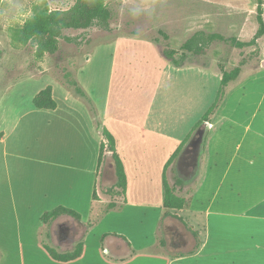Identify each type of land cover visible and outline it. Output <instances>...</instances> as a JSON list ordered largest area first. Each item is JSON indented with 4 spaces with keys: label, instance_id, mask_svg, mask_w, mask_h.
Instances as JSON below:
<instances>
[{
    "label": "rangeland",
    "instance_id": "374dc122",
    "mask_svg": "<svg viewBox=\"0 0 264 264\" xmlns=\"http://www.w3.org/2000/svg\"><path fill=\"white\" fill-rule=\"evenodd\" d=\"M103 1L112 13L109 29L65 30L64 35L74 41L61 38L55 54H46L38 59L35 45L21 46L15 41V32L33 15L35 8L68 10L76 0H0V131L15 127L18 115H24L20 126L21 143L28 149L24 148L23 151L25 159L16 162L13 185H17L19 178L27 181L30 184L27 196L34 202L38 195L33 185L35 181L40 180L47 192H53L56 189L49 185L51 181L60 173L64 175V172H70L55 162L56 154L53 153L63 141V134L57 132L56 119L46 113L30 112L35 93L48 86L53 88L52 82L55 80V88L63 91L60 96L56 94L57 98H76L92 117L85 102L62 84L67 79L75 78L95 104L98 116L105 113L103 107L107 101L109 122L105 127L118 142V153L129 179L126 197L130 206L126 209L125 217L119 221L115 218V225L127 227L139 221L151 223L153 220L156 208L164 197L165 165L184 140L187 142L181 154L166 169V178L170 185L177 180L183 183L178 187V191L183 190L182 195L195 191L198 181L191 182L192 178H186L183 167L178 165L179 159L197 136V131L205 130L199 158L202 161L213 160V148L219 140V114L232 93L240 85L255 80L259 83L256 94L264 89V36L255 45L244 48L231 42L232 39L249 42L257 33L255 0ZM199 31L218 33L226 41L214 42L201 55L184 53L181 46ZM171 49L177 50L176 59H183L181 66H175L164 57L163 51ZM238 66L242 67L241 74L223 89L222 106L220 104L221 107L214 111L210 123L197 128L198 122L217 98L223 71H231ZM151 126L154 130L158 129V135L146 133ZM140 130L146 134L140 133ZM141 136L146 137L148 142L141 141ZM132 139L137 142L134 146ZM232 141L227 149L228 155L223 159L225 161L234 151ZM3 166L0 154V168ZM45 182L48 183L47 187ZM115 182L113 161L109 160L99 172L97 191L111 201L106 192ZM187 185L189 189L185 188ZM9 192L4 177L0 179L2 244L10 236L6 227L13 223V212L21 210L22 204L13 202ZM56 198L51 202H36L34 214L29 218L32 224L40 221L36 218L37 211L54 208ZM116 202L121 206L123 199L118 198ZM84 205L82 203L81 206L83 213L88 212ZM106 207L104 200L94 203L93 210H104ZM235 207L236 211L240 209L237 205ZM66 223L73 222L60 219L45 226L41 239L55 247V242L47 233L50 230L55 233L58 242L59 226ZM257 226H260L259 223L240 218L213 216L209 222L211 242L207 253L176 264H225V250L252 244L253 235L259 234L253 231ZM176 228L182 226L177 223ZM164 232L161 229L160 238L168 244L165 250L171 252V241ZM219 234L222 240H219ZM7 251L11 254L14 252V256L11 261L12 258H8L5 264H16L17 249ZM233 256L236 257L230 255Z\"/></svg>",
    "mask_w": 264,
    "mask_h": 264
},
{
    "label": "crops",
    "instance_id": "0c3cea01",
    "mask_svg": "<svg viewBox=\"0 0 264 264\" xmlns=\"http://www.w3.org/2000/svg\"><path fill=\"white\" fill-rule=\"evenodd\" d=\"M52 83L53 98L57 102V108L55 110L37 109L32 101L30 112L32 114L46 113L56 119L57 132L63 134V141L56 147L58 149L56 153H53L56 154L55 162H58L63 170L70 172H64V175L60 173L54 181H51L49 185L56 189L53 192L52 190L47 192V188L46 190L45 187L43 188L40 180L35 181L33 185L38 195L35 201L31 202L27 196L30 187L27 181L24 182V179L19 178L21 183L17 179V185L15 187L13 185V174L17 172H15L16 162L25 159L23 151L24 148L28 149L21 143L20 126H22L24 115H18V123L12 129L0 131L4 134L0 140V154L4 165V168H0V179L4 177L7 179L12 201L22 203L21 210L13 212V223L6 227L10 233L9 238L5 244H2L0 240V264H5L8 258L14 256V252L11 254L7 251L13 248L17 249L16 264H176L200 258L207 253L211 242L209 222L213 216L240 218L260 225L257 229L256 227L253 229L259 234L253 235L252 244L244 247L234 246L228 251L225 250L224 254L227 257L225 264H264V89L256 94L258 81L240 85L223 106L222 113L219 114V140L213 148L214 159L202 161L199 158L198 166L189 177L192 178L191 182L198 181L196 189L191 193L189 190V192H183L184 196H187L188 206L182 210L167 211L163 208V201H161L151 223L138 220L139 223L127 227L115 225L117 222L115 218L119 221L125 217L126 209L130 206L126 196V204L122 202L121 209L108 213H104L105 209L93 210L94 203H102L105 200L108 206L112 201L109 195L111 201L97 191L99 175L97 166L103 136L80 102L71 96L59 100L56 94L59 93L60 96L63 91L57 90L58 87L55 88L57 83L55 80ZM38 92L40 91H37L35 95ZM260 94L262 97L258 96ZM108 108L109 103L105 101L103 107L105 113L99 115L102 125L106 127L109 122ZM257 120L259 123L255 124ZM151 127V130L146 133L158 135V129L154 130V127ZM140 133L146 134L144 130H140ZM232 139L234 151L225 161L223 159H226L228 155L227 149ZM142 140L144 143L148 142L144 136H141ZM131 143L132 146L137 144L133 139ZM116 151L117 153L120 151L117 140ZM119 156L121 157L120 154ZM45 184L47 187L48 183L45 182ZM128 188L129 179L126 195ZM185 188L189 189V185ZM95 189L98 200H93ZM180 191L182 193L183 190L180 189ZM55 197L57 198L54 200L56 202L53 205L54 208L63 206L81 215L82 223L66 216L57 219L73 222L71 224L74 229L69 235L72 237L71 241L66 242L61 238L60 228L56 236L58 242L55 239V233L49 231V237L56 244L53 248L61 253L73 251L76 244L83 240L82 255L69 262L52 259L43 247L41 231L46 225L41 222V217L48 212L47 209L51 211L54 208L37 211L36 218L40 219L39 223L36 221L32 224L29 219L34 214L36 202H51ZM82 203H85L84 207L88 208V212L83 213ZM236 205L240 208L238 211H236ZM87 223H92V226L87 228ZM177 223L183 229L176 228ZM171 226L173 228H170ZM161 229L171 241L169 245L172 248L171 252L165 250L168 244L160 238ZM219 237V240H222L221 234ZM230 255H236V257H230Z\"/></svg>",
    "mask_w": 264,
    "mask_h": 264
},
{
    "label": "trees",
    "instance_id": "16d2710c",
    "mask_svg": "<svg viewBox=\"0 0 264 264\" xmlns=\"http://www.w3.org/2000/svg\"><path fill=\"white\" fill-rule=\"evenodd\" d=\"M257 8L256 20L258 30L254 38L249 42H240L232 39L231 42L241 48L255 45L259 39L264 36V0H255ZM112 13L103 0H76L74 6L68 10H50L48 7H37L34 9L33 15L24 23V25L15 32V41L21 46L34 44L36 51L35 55L38 59H42L46 54L53 55L59 50L60 39L64 38L67 41H74L73 38L64 35L65 30H88L93 27L100 29H109ZM216 41H226V39L218 33H206L199 31L188 39L182 46L181 50L184 53L193 55H201ZM177 50H164L163 55L175 66H181L183 59H176ZM242 67L238 66L231 71L224 70L221 79V87L218 91L215 102L210 106L206 113L202 116L197 124V128L210 123L211 116L214 111L219 109L223 102V89L231 82L235 81L241 74ZM68 75L67 78H69ZM62 84L69 89L76 97L83 100L89 107L93 121L97 130H100L103 136L98 157V172L109 161H113L114 174L116 182L114 186L107 190L106 194L112 198V201L106 207L104 213L115 209H121L116 200L123 199L126 204L125 196L127 192L128 179L124 169L123 161L116 151V140L114 135L102 125L95 104L87 97L86 92L83 90L78 81L67 79ZM222 95V96H221ZM221 96V98H220ZM221 104V106H220ZM33 105L37 109L55 110L57 102L53 98V88L48 86L38 92L33 98ZM3 132H0V140L3 137ZM188 139V138H187ZM187 142L184 140L182 145L174 152L168 160L163 173V208L167 211L182 210L188 206L186 196L182 195L178 187L183 185L182 182L177 180L174 185H170L166 178V169L172 165L182 152L183 145ZM93 200H98L96 189L93 193ZM71 217L75 221L81 222V215L71 209L63 206H58L51 211L45 212L41 217V222L50 226L54 221L61 217ZM182 222L183 220L180 219ZM186 227L188 225L183 222ZM87 228L92 226V223L86 224ZM50 236V233H47ZM198 235V234H196ZM106 237V236H105ZM104 238V237H103ZM164 245V242H162ZM43 247L49 253L52 259L59 262H69L79 258L82 255L84 243L83 240L79 241L73 251L58 252L49 244L43 242Z\"/></svg>",
    "mask_w": 264,
    "mask_h": 264
},
{
    "label": "flooded vegetation",
    "instance_id": "af4514ba",
    "mask_svg": "<svg viewBox=\"0 0 264 264\" xmlns=\"http://www.w3.org/2000/svg\"><path fill=\"white\" fill-rule=\"evenodd\" d=\"M199 139V136L197 135L193 141L192 144L188 145V148H186L185 152L179 159L178 165L183 167V171L187 177H190L193 172L195 171L196 166L199 164V157H200V151L201 147H199V144L197 143V140ZM61 233H62V239L66 240V242H69L72 240L71 231L74 229L73 224L66 223L61 226H59Z\"/></svg>",
    "mask_w": 264,
    "mask_h": 264
},
{
    "label": "water",
    "instance_id": "95a60500",
    "mask_svg": "<svg viewBox=\"0 0 264 264\" xmlns=\"http://www.w3.org/2000/svg\"><path fill=\"white\" fill-rule=\"evenodd\" d=\"M197 135L199 136V139L197 140V143L199 144V147L202 146V144L204 143V137H205V130H198L197 131ZM195 139V138H194ZM194 139L192 140V142L190 144L193 143ZM189 144V145H190Z\"/></svg>",
    "mask_w": 264,
    "mask_h": 264
}]
</instances>
